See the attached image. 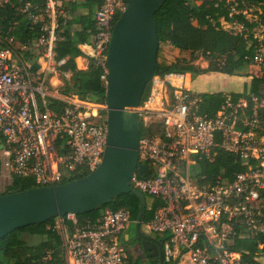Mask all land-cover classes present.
I'll return each instance as SVG.
<instances>
[{"label": "built area", "instance_id": "1", "mask_svg": "<svg viewBox=\"0 0 264 264\" xmlns=\"http://www.w3.org/2000/svg\"><path fill=\"white\" fill-rule=\"evenodd\" d=\"M63 1L24 4L23 11H29L39 31L29 46L20 47L10 28L3 31L0 26V191L13 175L33 177L38 186L58 184L93 171L102 160L108 134L105 100L60 92L70 76L60 69L66 58L58 59L55 52L58 30L70 18ZM8 2L0 0V7ZM225 2L229 17L241 13L245 19L256 18L248 15L258 9L253 3L241 0L243 6L238 7V0ZM125 8L126 0H101L93 13L90 40L78 44L85 68L90 61L100 67L105 88L112 28ZM221 20L238 25L237 32L244 30L240 22L224 18L221 27ZM254 38L251 66L260 73L263 36L254 32ZM19 49L31 50L36 57L25 59ZM188 81L184 72L154 73L148 93L135 108L140 127H154L156 132L139 137L138 164L148 172L136 171L130 183L160 201L141 225L160 240L163 264H247L234 244L264 234V117L258 110L264 100L253 97L247 114L244 98L228 96L208 114L200 111L201 98ZM218 149L234 154L247 169L230 180L220 173L198 175L199 163L213 161ZM146 209H151L147 200ZM130 223L129 212L120 208L105 209L94 221H79L76 214L67 213L56 217L54 228L66 264H132L140 251L129 247L125 236ZM50 259L47 252L43 264Z\"/></svg>", "mask_w": 264, "mask_h": 264}, {"label": "trees", "instance_id": "2", "mask_svg": "<svg viewBox=\"0 0 264 264\" xmlns=\"http://www.w3.org/2000/svg\"><path fill=\"white\" fill-rule=\"evenodd\" d=\"M238 7H242L241 0H238ZM253 3L256 8L255 19H245L240 14L233 17L228 16V9L225 0H164L157 8L154 18L157 25L159 48L157 53V66L155 73L164 71H177L193 75H200L207 72H220L234 76H251L248 83H244L240 92H200L201 98L199 109L201 112L213 114L217 111L224 99L230 96L236 100L244 98L247 101L245 111L251 112L253 107L252 98L258 102L264 100V70L259 74H249L247 68L251 65V58L255 55L257 39L254 32L257 30L263 36L264 43V0H244ZM42 0H9L0 7V26L3 31L10 28L12 35L19 46H29L39 35L37 25L31 22L29 11H23L25 3L41 5ZM101 0H87L86 5L90 10L97 8ZM95 11V10H94ZM31 12V9H30ZM72 12V10H70ZM93 15L81 19L82 27L73 29L72 23L77 19H70L66 24L61 25L58 30V37L55 45V52L58 59L66 58L61 70L69 71L70 76L63 80L60 92L65 95H75L81 99L102 102L105 100V86L100 79L102 73L100 67L93 62L80 69L76 66L75 58L82 55L78 44L88 42L94 32ZM119 15L116 16V19ZM226 21L240 22L244 30L232 32L220 25V19ZM170 44L179 51L189 52L190 57L176 59L166 62L160 59L161 44ZM21 50L19 49L18 52ZM25 59L35 58L31 50L21 51ZM198 54H201L208 65L203 68L195 64ZM54 105V104H51ZM61 105L57 104V108ZM264 117V106L258 107ZM156 132L154 127H140V136ZM4 142L0 134V144ZM247 169V164L237 158L234 154L217 150L213 161H201L199 163L198 175L206 176L222 174L227 179ZM89 173L88 170L82 173L64 178L62 182L83 177ZM61 182V183H62ZM33 177H20L13 175L11 181L3 187L0 193L15 192L32 187H37ZM146 200L150 202L151 209H146L141 224L148 222L153 209L160 204V201L145 194ZM264 199V190L262 192ZM124 208L129 212L132 224H135L139 212V197L132 193H119L112 200L89 212L78 213L79 221L96 220L105 209L117 210ZM56 218L45 222L31 224L15 229L0 239V264H43V258L50 252L49 264H66L61 238L54 228ZM40 236L36 243H29L22 238L23 233ZM234 247L241 249L243 260L247 264H261L256 258L262 257L264 264V234L259 233L254 237H242L236 239ZM131 259V258H130ZM132 264H159L152 261L143 262L141 256L131 259Z\"/></svg>", "mask_w": 264, "mask_h": 264}, {"label": "water", "instance_id": "3", "mask_svg": "<svg viewBox=\"0 0 264 264\" xmlns=\"http://www.w3.org/2000/svg\"><path fill=\"white\" fill-rule=\"evenodd\" d=\"M164 0H126L109 41L105 102L108 134L100 164L83 177L70 181L0 193V239L11 231L45 222L67 213H84L112 200L119 193L139 197L135 235L151 251L155 240L140 232L146 197L130 180L138 171L140 122L135 108L157 66L159 41L154 14ZM159 264H163L162 254Z\"/></svg>", "mask_w": 264, "mask_h": 264}, {"label": "rangeland", "instance_id": "4", "mask_svg": "<svg viewBox=\"0 0 264 264\" xmlns=\"http://www.w3.org/2000/svg\"><path fill=\"white\" fill-rule=\"evenodd\" d=\"M248 15L250 17H253V18L255 17L253 8H252V10H250V13ZM221 23H222L224 28H226L227 30H230L232 32H237L240 30V27L238 25H232L231 23H227L223 20H221ZM255 32L258 33L259 30L258 31L256 30ZM160 49H161L160 59L161 60L164 59L166 62H172V61H175L176 59H182V58L187 59L190 57L189 52L179 51L178 49L174 48L173 46H171L170 44H167V43L161 44ZM194 63L199 65L200 67H203V68H205L208 65L207 60L201 54H198V57L194 61ZM247 72L249 74H252V75L259 74L258 70L254 66H251V65L247 68ZM235 77L236 78H234V80L233 79H225V80H223V83H221L220 80H218L216 85L217 86L221 85L222 89H225V90L239 89L238 81L235 80L239 76H235ZM197 79H199L198 83H196ZM238 80L240 81V78ZM200 81L203 82L201 80V78L198 77V75L189 74V81H188V85L190 86L189 89L191 91L204 90L203 89L204 87H202V86H204V84L201 83ZM212 85H214V83H212ZM148 90H149V83H147L145 86V89H144L143 94H142V99L146 96V94L148 93ZM141 230L143 233H145L149 236L150 235L153 236L151 234V232L149 231V229H147L144 225H141ZM124 233H125V236L127 238L128 243H129V247H131L132 249H135V247L133 246L134 244L132 242V237L134 236V224L130 223ZM22 238L27 240L29 243H36L40 240V236L30 235V234L25 233V232L22 234ZM126 246H127V244H126ZM143 252L142 253L140 252V254H138V255L141 256V258H144L143 262H149L148 258H146V256L143 255ZM257 261H259L261 264H263V258L262 257H258Z\"/></svg>", "mask_w": 264, "mask_h": 264}, {"label": "crops", "instance_id": "5", "mask_svg": "<svg viewBox=\"0 0 264 264\" xmlns=\"http://www.w3.org/2000/svg\"><path fill=\"white\" fill-rule=\"evenodd\" d=\"M86 1L87 0H64V6L67 9V11L69 12L70 15V19H77L76 22L74 21L71 25V27H73V29H80L82 27V23H81V19L86 18L88 16L93 15L95 8H93L92 10H90L89 6L86 5ZM70 10H72V12H70ZM68 20V21H69ZM91 37V36H90ZM90 40V38H89ZM75 63L76 66L80 69H84L85 68V62L83 60L82 56H78L75 58ZM199 78H201V80L204 84L203 89L204 90H200V91H194L196 93H200V92H216V91H224V92H229V91H234V92H240L243 88L244 83H248L251 79V76H239L237 77L238 84H239V89H235V90H225L222 89V86H217L216 83L218 80H220L221 83H223V80L225 79H233L236 78L234 75H228V74H224V73H220V72H207V73H203L198 75ZM240 78V81L238 80ZM198 83L199 79L196 80ZM212 83H214V85H212ZM188 87L190 88V86L188 85ZM206 87V88H205ZM241 87V88H240ZM209 89V90H208Z\"/></svg>", "mask_w": 264, "mask_h": 264}, {"label": "flooded vegetation", "instance_id": "6", "mask_svg": "<svg viewBox=\"0 0 264 264\" xmlns=\"http://www.w3.org/2000/svg\"><path fill=\"white\" fill-rule=\"evenodd\" d=\"M139 230L140 232H142L141 225L139 227ZM151 237L154 238L155 240V247L153 248L152 256H149L151 251H146L143 249L141 239L135 235V224H134V236L132 237V242L134 244L133 246L135 247L136 250H139L141 253L144 251L143 255L146 256V258H148L149 261H152L153 263H158L159 262L158 259L162 254V244L156 236L153 235Z\"/></svg>", "mask_w": 264, "mask_h": 264}]
</instances>
